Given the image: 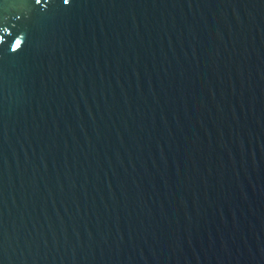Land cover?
<instances>
[{
  "label": "water",
  "instance_id": "95a60500",
  "mask_svg": "<svg viewBox=\"0 0 264 264\" xmlns=\"http://www.w3.org/2000/svg\"><path fill=\"white\" fill-rule=\"evenodd\" d=\"M0 264H264V0H0Z\"/></svg>",
  "mask_w": 264,
  "mask_h": 264
},
{
  "label": "snow or ice",
  "instance_id": "6c2138e0",
  "mask_svg": "<svg viewBox=\"0 0 264 264\" xmlns=\"http://www.w3.org/2000/svg\"><path fill=\"white\" fill-rule=\"evenodd\" d=\"M43 2H47V0H43ZM34 3H35L36 5H41L42 0H34ZM63 3H64V4H68V3H69V0H63Z\"/></svg>",
  "mask_w": 264,
  "mask_h": 264
}]
</instances>
